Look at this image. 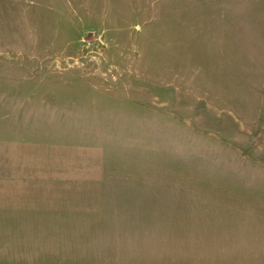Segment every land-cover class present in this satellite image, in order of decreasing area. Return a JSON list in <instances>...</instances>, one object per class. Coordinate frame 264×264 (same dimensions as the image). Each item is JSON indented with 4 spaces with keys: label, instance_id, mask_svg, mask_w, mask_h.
Listing matches in <instances>:
<instances>
[{
    "label": "rangeland",
    "instance_id": "rangeland-1",
    "mask_svg": "<svg viewBox=\"0 0 264 264\" xmlns=\"http://www.w3.org/2000/svg\"><path fill=\"white\" fill-rule=\"evenodd\" d=\"M0 264H264V0H0Z\"/></svg>",
    "mask_w": 264,
    "mask_h": 264
}]
</instances>
